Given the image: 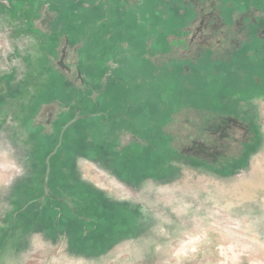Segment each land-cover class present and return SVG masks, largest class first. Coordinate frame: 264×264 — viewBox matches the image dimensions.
Segmentation results:
<instances>
[{"label":"rangeland","instance_id":"374dc122","mask_svg":"<svg viewBox=\"0 0 264 264\" xmlns=\"http://www.w3.org/2000/svg\"><path fill=\"white\" fill-rule=\"evenodd\" d=\"M162 1L0 0V264H264V31L185 68Z\"/></svg>","mask_w":264,"mask_h":264},{"label":"trees","instance_id":"16d2710c","mask_svg":"<svg viewBox=\"0 0 264 264\" xmlns=\"http://www.w3.org/2000/svg\"><path fill=\"white\" fill-rule=\"evenodd\" d=\"M165 3L170 4L172 12L175 10L176 15L183 18V27H194L197 23L199 24L201 20L204 21V18L206 20V15H209L210 19L215 12L220 18L219 22L222 23L221 26H224V29H226L225 38L218 42L219 47L213 48L211 44L203 45L194 41L188 43L183 36L187 32H184L181 28L179 36L174 40L176 44L172 45L170 50L180 58L185 68H191V66H194L205 56L215 61H224L227 59V56L235 54L239 49H245L250 41L251 44L249 46L253 45L257 41L256 36L258 33L264 31V4L262 3H255V6H250L244 10L230 11L229 20L225 17V13H228V10L225 9V6H222L223 0H163L162 3L160 2L162 5ZM262 28L263 30H261ZM257 29L260 30L257 32ZM245 51L248 52L249 49ZM185 110L186 114H189L184 115L183 120L186 124L191 122L192 114L196 116L205 115V112L196 107H185ZM79 118L80 116H78V119L74 123H76ZM207 123H212L211 119H209L208 122L205 121V124L204 121H201L199 125H194V127H197L196 129H200V131H206L207 134L213 132L212 130H222L221 124L219 123L215 122V129H212L211 124L206 125ZM69 127L65 129L63 135ZM184 139L189 140L187 144H195L188 135H185Z\"/></svg>","mask_w":264,"mask_h":264},{"label":"water","instance_id":"95a60500","mask_svg":"<svg viewBox=\"0 0 264 264\" xmlns=\"http://www.w3.org/2000/svg\"><path fill=\"white\" fill-rule=\"evenodd\" d=\"M77 119H78V116L74 117L73 119L68 121L62 127V129L60 130V133H59V139H58V143H57L56 147L45 158V167H46V169H45L44 178H43V188H44L43 197L48 194V176H49V170H50L49 160H50L51 156L54 155V153L57 151V148L61 144L62 135H63V132L65 131V129L67 127H69L71 124H73Z\"/></svg>","mask_w":264,"mask_h":264}]
</instances>
